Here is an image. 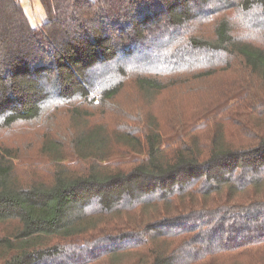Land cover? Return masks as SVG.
Returning <instances> with one entry per match:
<instances>
[{
	"label": "trees",
	"instance_id": "16d2710c",
	"mask_svg": "<svg viewBox=\"0 0 264 264\" xmlns=\"http://www.w3.org/2000/svg\"><path fill=\"white\" fill-rule=\"evenodd\" d=\"M39 1L47 21L34 28L21 0H0V129L75 113L100 91L99 114L126 124L117 97L133 76L161 90L142 74L159 66L234 73L243 95L223 111L234 130L208 124L180 144L165 146L149 110L120 138L145 159L114 169L100 164L114 150L104 156L101 128L44 132L40 149L1 145L0 264H264V0ZM32 154L51 157L49 179L24 177L43 166ZM70 155L78 167L60 163Z\"/></svg>",
	"mask_w": 264,
	"mask_h": 264
},
{
	"label": "rangeland",
	"instance_id": "374dc122",
	"mask_svg": "<svg viewBox=\"0 0 264 264\" xmlns=\"http://www.w3.org/2000/svg\"><path fill=\"white\" fill-rule=\"evenodd\" d=\"M21 1L26 10V15L34 28L42 26L47 21L46 12L39 0ZM258 34H262V36L255 41V44L264 46V32H259ZM142 74L154 76V79L163 84L164 87L159 91L146 92L144 89H140L134 76L129 78L124 91L116 99V111L121 110L132 113V120L126 124L123 121H118L113 124L111 120L104 119L99 114L101 106V98L99 95V101H89L88 99L91 104L81 105L79 108L74 109L75 113H64L60 110L54 118L47 115L43 119L38 120L39 123H20L11 129L1 128L0 146H8L13 149L14 147H21L22 150L26 147L30 150L36 147L40 149L44 132L51 133L52 131L56 135V132L60 130L66 136H70L78 135L83 131L101 128L100 130H104L110 139L108 152L104 156L112 153L111 147L114 150L113 155L101 160L100 164L104 167L107 166L114 169L122 162L130 163L135 160L141 162L145 159L146 154L144 152L131 154V149L125 146L120 138L125 135L124 133L132 129L136 130V126L134 125L135 120L145 115L151 109L153 110L152 114L154 119L159 122L163 132H166L168 135V138L165 139L167 140L165 146L170 145L174 141H178L180 144L181 138L186 136V134H190L196 129L200 130L201 126L208 124L212 125V131L221 129L232 131L235 129L233 123H228L225 120L223 112L225 108L237 102L243 95L240 91L236 90L239 78L234 73H222L214 77H205L196 73H190V70H188L185 76L174 77V73H169L159 66L153 74ZM258 83L260 88L264 89V81L261 80ZM226 88L233 90L231 96L224 94ZM65 103L70 105L71 101ZM71 105L74 107L79 106L77 103ZM80 117L89 118V122L86 121V118L78 120ZM183 121L189 122L188 126L185 129L175 127V133H173L171 128ZM65 142L70 147L69 142L66 140ZM97 151L98 149L96 151L92 150L86 156L93 160L95 159L94 154ZM36 157L35 155L32 157L34 162L43 164V166L40 168L27 167L24 177L27 180L35 176L42 179H49L51 177L49 173L52 169L51 157ZM77 159V157L70 155L66 158H61L60 163L78 167L75 164ZM15 162H19L18 164H20L24 161L20 162L19 160H15ZM83 164L84 167H88V162L84 161ZM84 167L81 166L80 168L85 169ZM196 185L200 186L202 182H196ZM130 215L132 218L135 213L131 212ZM115 219L118 220L117 218ZM145 221L150 222L151 217H148Z\"/></svg>",
	"mask_w": 264,
	"mask_h": 264
},
{
	"label": "built area",
	"instance_id": "2783aa9c",
	"mask_svg": "<svg viewBox=\"0 0 264 264\" xmlns=\"http://www.w3.org/2000/svg\"><path fill=\"white\" fill-rule=\"evenodd\" d=\"M102 94V92L100 91V92H94V93H92L90 96H89V101H94V100H97V101H99V99H98V97H99V95H101Z\"/></svg>",
	"mask_w": 264,
	"mask_h": 264
}]
</instances>
